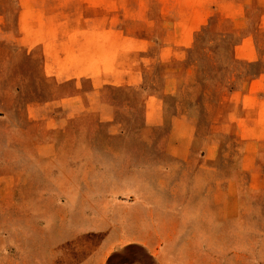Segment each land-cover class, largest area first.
Segmentation results:
<instances>
[{
	"label": "rangeland",
	"instance_id": "obj_1",
	"mask_svg": "<svg viewBox=\"0 0 264 264\" xmlns=\"http://www.w3.org/2000/svg\"><path fill=\"white\" fill-rule=\"evenodd\" d=\"M0 264H264V0H0Z\"/></svg>",
	"mask_w": 264,
	"mask_h": 264
},
{
	"label": "crops",
	"instance_id": "obj_2",
	"mask_svg": "<svg viewBox=\"0 0 264 264\" xmlns=\"http://www.w3.org/2000/svg\"><path fill=\"white\" fill-rule=\"evenodd\" d=\"M128 194H131V195H133L131 192H128ZM134 196V195H133Z\"/></svg>",
	"mask_w": 264,
	"mask_h": 264
}]
</instances>
